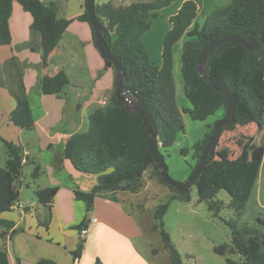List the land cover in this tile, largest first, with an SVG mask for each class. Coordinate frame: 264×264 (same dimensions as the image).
Instances as JSON below:
<instances>
[{"label": "trees", "instance_id": "16d2710c", "mask_svg": "<svg viewBox=\"0 0 264 264\" xmlns=\"http://www.w3.org/2000/svg\"><path fill=\"white\" fill-rule=\"evenodd\" d=\"M18 2L32 17L31 32L40 38L37 50L41 54L40 68L47 66L50 52L60 42L70 20L58 17L59 7L55 2L48 4L40 0H0V46L10 45L9 20L12 3ZM172 0H137L127 6H114L111 2L95 4V14L102 26V38L112 53L121 57L125 74L123 88L141 99L156 123L157 134L163 130L161 144L171 145L177 133L184 130L182 110L175 100L173 79V47L186 35L189 40L183 44L181 53V73L185 97L191 104L187 110L194 121H204L217 110H227L225 96L215 91L196 73V63L201 49L211 40L224 35H238L246 39L251 33L259 35L264 28V0H231L221 7H214L206 16L202 26L195 22L197 7L186 0L177 13L170 17V29L166 32L159 66L150 63L145 55L141 36L151 27L156 12L170 5ZM77 20L90 25L93 39L94 31L89 22L86 9ZM31 50H36L31 47ZM106 67L113 64L104 59ZM204 74L220 79L230 93L237 97L235 123L224 127L233 130L250 124L264 125V47L259 51H249L241 45L226 43L214 49L207 58ZM21 77V76H20ZM69 84L66 74L61 71L53 77H41L39 89L43 95L60 96ZM226 115V114H225ZM10 121L22 130L34 128V118L29 101L16 96L15 108L10 113ZM209 126L202 140L193 146V158L198 161L213 132ZM222 134V133H221ZM6 160L0 167V214L11 211L19 200V187L23 175L24 155L20 147L2 139ZM159 147V146H158ZM185 153L184 150L181 151ZM160 153V152H159ZM161 154V153H160ZM162 155V154H161ZM63 156L70 160L81 172L97 175V184L88 193L75 191L76 200L84 202L86 211L91 212L94 197L100 192L136 193L143 186V177L152 172L159 181L178 195H170L169 200L188 201V190L184 193L167 185L160 177L148 144L145 127L138 113L127 111L125 105L115 96V82L105 106L99 107L88 116V128L73 134L65 143ZM214 155L204 167L196 186L198 201H207L208 209L219 211L222 203L214 202L219 190L230 196V206L235 211V220L225 221L231 231L230 245H220L214 252L225 258V264H264V220L249 226L239 224L246 204L252 198L259 177L260 165H264V146L254 147L251 162L232 161ZM40 174L38 165L33 167L30 178L35 181ZM57 192L56 187L34 189L39 204L51 207ZM169 202L160 204L154 211L165 249L170 254L171 264H181V258L162 229V217ZM7 230L13 224L0 221ZM86 222L77 226L80 231ZM155 227V228H156ZM7 232L2 234L4 236ZM73 253L79 259L84 247V239ZM238 255L239 262L230 255ZM0 264H9L5 249L0 250ZM39 264H50L41 261Z\"/></svg>", "mask_w": 264, "mask_h": 264}, {"label": "crops", "instance_id": "0c3cea01", "mask_svg": "<svg viewBox=\"0 0 264 264\" xmlns=\"http://www.w3.org/2000/svg\"><path fill=\"white\" fill-rule=\"evenodd\" d=\"M40 1L57 3L58 17L70 23L50 52L47 66L41 69V54L36 49L40 38L31 32L32 17L18 2L12 3L9 20L12 40L10 45L0 46V139L22 149L23 161L29 164L30 171L35 165L39 166V177L27 187L33 194L35 188L56 187L57 192L50 208L37 200L26 199L23 204L19 203L21 207L0 214V221L13 224L9 230L0 224V250H6L9 264H39L41 261L50 264H157L156 259L148 262L139 245L147 232L141 223L148 218L144 196L151 198L148 187L153 180L148 181L144 176L143 186L136 193L96 194L91 212L86 211L84 202L75 199V191L88 193L92 190L97 184V175L77 170L63 156V148L73 134L87 130L89 114L102 107L103 100L108 101L116 75L111 67H106L96 48L90 25L77 20L85 11V0ZM100 1L96 4L104 3ZM135 1L107 0L114 6H127ZM185 1H180L176 11ZM191 1L197 7V16L214 2ZM174 2L172 0L170 6ZM172 16L174 14H169L167 19ZM166 32L162 30L161 33ZM29 43L36 50H31ZM175 60L173 57L174 86L179 78L183 83L181 61L176 63ZM155 61L160 65L161 57L158 60L155 57ZM100 70L103 72L97 76ZM177 70L180 75L176 79ZM61 71L69 80L61 95L41 94L38 86L41 77H53ZM16 96L29 101L35 123L32 130H22L10 121ZM23 179L20 195L25 186ZM82 222L87 226L83 252L79 259H74L80 235L73 227Z\"/></svg>", "mask_w": 264, "mask_h": 264}, {"label": "rangeland", "instance_id": "374dc122", "mask_svg": "<svg viewBox=\"0 0 264 264\" xmlns=\"http://www.w3.org/2000/svg\"><path fill=\"white\" fill-rule=\"evenodd\" d=\"M175 2L170 6L161 9V12H156L155 20L152 19L151 28L145 32L140 42L142 44L145 55L150 63L159 66L155 62L161 57L163 38L166 33L162 35V30L168 31L170 28L167 16L174 14L176 6L181 0H174ZM231 0H214L212 6L204 11H201L196 17L195 22L202 26L206 16L216 6L221 7L228 4ZM100 2H107L101 0ZM99 3V0H95ZM165 28V29H164ZM189 38L184 35L173 47V57L175 62L181 61V53L183 44ZM103 71H98L97 76H100ZM180 73L175 72L177 79ZM113 89V88H112ZM111 94V93H110ZM175 100L178 108L182 112V121L184 130L177 133L174 142L168 147H163L161 144V136L163 130L160 129L157 134L158 151L162 154L164 161L168 167V174L172 180L177 183H182L187 180L197 161L193 158V146L203 139L208 127L222 119L226 111L220 108L216 113L208 117L204 121H194L190 118L187 110L191 108V104L185 97L182 80L179 78V83H175ZM78 106V105H77ZM264 146V125L258 126L250 124L243 127H235L233 130H225L222 132L218 143L216 145V158L226 157L232 161L251 162V152L254 147ZM184 150L185 153L181 151ZM6 160L5 147L0 141V167H4ZM29 164L23 166L22 178L18 182L20 190L21 181L25 182V186L18 204H23L26 199L36 200L35 195L27 188L33 185L30 178ZM33 170V169H32ZM146 179L153 180L152 186L149 185L148 190L151 198H145L144 205L148 218H145L141 223L145 231L144 240L140 245L148 262L156 259L157 264H170V254L165 249L158 221L154 218V211L160 204L169 202L168 208L162 217V229L169 235L170 241L181 258V264H225V258L219 256L214 252V248L220 245H230L231 231L226 225L225 221L235 220L237 218L235 211L230 206V196L225 190H219L214 197V202L220 201L222 206L219 211L215 209H208L207 201H198V193L195 185H191L188 189V201L175 199L169 200L170 195H178L167 188L159 181L156 175L152 172L146 173ZM144 178V177H143ZM168 192V195L166 193ZM264 165H260L259 177L256 182L255 192L249 202L246 204L244 211L239 220V224H247L254 226L257 224V219L264 220ZM139 212L137 213V215ZM84 213V217H85ZM139 217V216H137ZM80 225V224H79ZM77 225V226H79ZM77 226L73 227L74 231ZM156 227V228H155ZM78 231V230H77ZM76 231V232H77ZM79 239L77 246L79 244ZM153 251L157 252L154 255ZM83 252V251H82ZM230 257L239 262L241 258L238 255H230Z\"/></svg>", "mask_w": 264, "mask_h": 264}, {"label": "water", "instance_id": "95a60500", "mask_svg": "<svg viewBox=\"0 0 264 264\" xmlns=\"http://www.w3.org/2000/svg\"><path fill=\"white\" fill-rule=\"evenodd\" d=\"M85 1L89 22L94 31L95 46L100 52L102 58L111 62L116 69L115 96L117 100L125 105V109L127 111L136 112L141 117L146 131L148 148L153 160L157 165L160 177L170 187L175 188L181 193L186 192L189 187L197 181L204 167L212 159L215 152V147L221 136L222 129L235 123L234 115L237 97L228 91L227 86L220 79L211 78L204 74L207 58L214 49L226 43L241 45L249 51L261 50L264 47V28L260 31L258 36H256L254 33H251L246 39H243L238 35H224L211 40L201 49L196 63V73L201 80L206 81L215 91L225 96L227 100V110L226 115L214 124L213 132L206 144L205 149L202 152V156L197 161L187 180L182 183H177L169 176L168 167L163 156L158 151L157 129L154 118L148 112L144 102L141 99L132 95L129 91L123 88L125 74L122 68V60L120 56L111 52L108 44L101 36L103 28L98 22L95 14V0ZM88 216H90V214H88Z\"/></svg>", "mask_w": 264, "mask_h": 264}, {"label": "built area", "instance_id": "2783aa9c", "mask_svg": "<svg viewBox=\"0 0 264 264\" xmlns=\"http://www.w3.org/2000/svg\"><path fill=\"white\" fill-rule=\"evenodd\" d=\"M107 103V101L103 100L102 101V105L105 106ZM18 207H21V205L19 204ZM91 222H96V219H91ZM87 230L86 228H83L82 230L79 231V235L81 239H84L86 236Z\"/></svg>", "mask_w": 264, "mask_h": 264}]
</instances>
